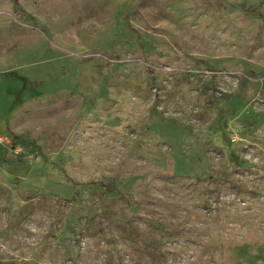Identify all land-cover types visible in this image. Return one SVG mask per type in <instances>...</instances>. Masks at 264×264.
Here are the masks:
<instances>
[{"label": "rangeland", "instance_id": "obj_1", "mask_svg": "<svg viewBox=\"0 0 264 264\" xmlns=\"http://www.w3.org/2000/svg\"><path fill=\"white\" fill-rule=\"evenodd\" d=\"M0 264H264V0H0Z\"/></svg>", "mask_w": 264, "mask_h": 264}]
</instances>
